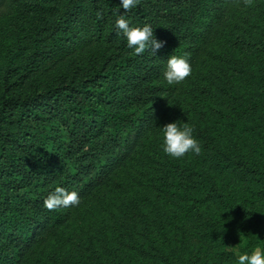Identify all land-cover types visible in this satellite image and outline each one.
I'll list each match as a JSON object with an SVG mask.
<instances>
[{
    "label": "trees",
    "instance_id": "obj_1",
    "mask_svg": "<svg viewBox=\"0 0 264 264\" xmlns=\"http://www.w3.org/2000/svg\"><path fill=\"white\" fill-rule=\"evenodd\" d=\"M253 5L0 0V45L13 44L0 55V264H238L230 242L261 243L264 0ZM120 14L164 46L136 55ZM170 55L191 64L180 84L164 78ZM170 122L193 128L200 154L163 152ZM56 187L80 203L49 211Z\"/></svg>",
    "mask_w": 264,
    "mask_h": 264
},
{
    "label": "clouds",
    "instance_id": "obj_2",
    "mask_svg": "<svg viewBox=\"0 0 264 264\" xmlns=\"http://www.w3.org/2000/svg\"><path fill=\"white\" fill-rule=\"evenodd\" d=\"M140 0H121V6L125 13L138 6ZM247 7H253V0H243ZM118 34L123 33L127 38V46L133 48L136 55L143 54L146 50L153 54L162 48L164 41L154 36L153 28L149 24L142 27L130 26L124 14H120L115 21ZM192 67L185 56L170 55L167 59V67L164 78L169 85L180 84L191 75ZM163 152L173 158H181L189 152L200 154L201 146L193 135V128L184 123L181 127L176 122H170L163 126ZM80 203L79 194L76 191H68L64 187H56L44 199V206L49 211L57 208H67ZM238 256V264H264V248L254 247L250 252H244Z\"/></svg>",
    "mask_w": 264,
    "mask_h": 264
},
{
    "label": "rangeland",
    "instance_id": "obj_3",
    "mask_svg": "<svg viewBox=\"0 0 264 264\" xmlns=\"http://www.w3.org/2000/svg\"><path fill=\"white\" fill-rule=\"evenodd\" d=\"M25 43V41L23 39H21V41H19V43H16L14 42L15 44V47H17L19 49V47H21L23 44ZM13 45V44H12ZM8 40H4L3 41V45L1 46L0 45V55H5L6 53V48H9L12 46ZM98 46V44H96ZM66 57V54H58V55H53L52 56V61L49 63V67L53 68L54 66L56 67H60L61 64L65 63V58ZM73 57H71L72 59ZM67 63V62H66ZM260 229H261V234L262 236L264 237V213L262 215V221H261V224H260ZM238 244H234L232 242H230L228 244L229 248H232L234 251L239 252L240 254H243L244 252H250L254 247L256 246H260L261 248H264V239L261 241L260 244L256 245V246H253L252 249H244L247 244H248V238L246 235H241L238 239ZM238 257V256H237Z\"/></svg>",
    "mask_w": 264,
    "mask_h": 264
}]
</instances>
